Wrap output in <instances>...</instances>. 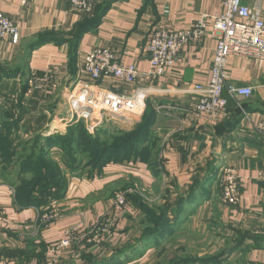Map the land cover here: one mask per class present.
I'll return each instance as SVG.
<instances>
[{"label":"crops","instance_id":"obj_1","mask_svg":"<svg viewBox=\"0 0 264 264\" xmlns=\"http://www.w3.org/2000/svg\"><path fill=\"white\" fill-rule=\"evenodd\" d=\"M105 1L94 0L93 8ZM243 4L257 9L264 20V0H243ZM222 12L221 0H115L99 23L75 41L72 35L85 15L73 12L65 0H0V14L19 32L16 45L0 40V68L20 69L18 74L1 81L0 94L16 97L29 82L26 99L33 101L38 95L52 94L55 98L67 99L77 80H86L80 71L82 58L93 49H110L119 64L135 65L145 74L149 70L146 47L154 31H183L192 27L202 15L218 16ZM44 34L56 36L61 42L31 48V44ZM214 47L215 41L208 35L184 46L174 68L156 80L140 79L132 87L111 80L96 84L100 89L124 96L135 90L147 91L144 111L148 105L153 122L149 141L143 145L141 161L131 158L108 164L101 176L89 177L86 171L67 174L69 185L65 198L38 209H19L14 202L13 188L0 180V209L5 213L0 223V264H47L51 261L48 249L64 238L68 228L78 225L77 232H82L83 219L87 222L101 215L102 207L110 204L113 189L107 191L108 198L103 197L104 190L117 184L121 173H145L151 184L155 182L151 173H164L167 179L181 184L177 193L182 194L184 177L194 173H220L225 167L233 168L237 174L240 202L226 206L221 200L204 201L206 205L188 213L169 240L186 232L191 217L208 208L202 234L207 239L210 237L209 244L221 241L223 246L219 252L213 246L212 251L197 257L206 255L207 264H264V182L257 179L258 173H264V139L252 133L250 127L251 122L264 123V72L256 70L245 59L229 58L227 84L236 88L249 87L253 94L234 102L240 114L232 130L226 127L233 119L227 109L214 124L199 120L188 112L198 101L193 89L208 83ZM46 74L51 76L52 87L34 90V81ZM27 109L30 114V107ZM144 111L140 115L127 116V131L140 121ZM26 117L21 126H25ZM64 121L65 124L57 117L49 120L42 129L50 128V133L43 135L63 134L69 120ZM49 215L54 218L45 223L43 218ZM120 224L118 222L111 237L138 228L137 221L134 228L129 229L125 224L120 231ZM111 237L102 238L94 251L121 244H114ZM83 251L77 246L65 249L55 264H83L79 256Z\"/></svg>","mask_w":264,"mask_h":264},{"label":"built area","instance_id":"obj_2","mask_svg":"<svg viewBox=\"0 0 264 264\" xmlns=\"http://www.w3.org/2000/svg\"><path fill=\"white\" fill-rule=\"evenodd\" d=\"M75 13L88 15L92 12L94 0H65ZM223 12L218 16L202 15L194 25L183 31L170 32L158 29L147 43L149 70L140 73L135 65H121L110 49H93L87 52L80 67L86 80H77L66 99L69 122L82 121L89 133L103 125L107 118H126L140 115L145 109L147 91L135 90L128 96L118 95L100 89L96 84L101 80H111L124 87L134 86L138 80H156L174 68L180 50L199 42L208 35L215 41L209 80L206 86H197L193 93L198 96L195 106L188 112L199 120L214 124L224 113L227 101L234 102L249 98L253 90L249 87L236 88L228 85L227 62L231 57H239L253 64L256 70L264 72V20L255 8H248L243 0H221ZM25 4V2H24ZM0 40H9L12 45L19 41L17 27L0 14ZM51 85V76L46 74L34 81V90H46ZM251 131L264 139V123H250ZM219 188L221 202L234 206L241 200L238 189V177L233 168L225 167L220 173ZM257 179L264 182V173H258ZM118 196L113 206L118 210L124 203ZM4 211L0 209V222ZM52 215L44 216L45 223ZM77 228V227H76ZM70 227L64 232V238L48 249L52 256L47 264H55L61 253L77 246L85 250L86 246L96 244L109 233L110 228L98 223L83 235Z\"/></svg>","mask_w":264,"mask_h":264},{"label":"trees","instance_id":"obj_3","mask_svg":"<svg viewBox=\"0 0 264 264\" xmlns=\"http://www.w3.org/2000/svg\"><path fill=\"white\" fill-rule=\"evenodd\" d=\"M114 1L106 0L103 5L93 8L90 15H85L81 24L76 27L72 39L78 41L82 34L93 29ZM60 42L61 40L59 41L56 36L44 34L31 44V48ZM18 69L0 68V83L3 79L18 74ZM27 91L28 85L25 83L16 102L0 94L2 96L0 98V178L14 176L11 185L4 183L13 188L14 202L19 209L45 208L63 200L69 185L67 174L86 171L89 177L93 174L101 176L108 164L130 161L131 158L134 161H141L143 145L149 141V130L153 122V114L149 111L148 105L140 121L131 130H114L107 142L101 138L107 135L109 128L112 129L108 121L96 128L93 135L87 131L82 121H78L68 125L63 134L45 137L43 129L28 136L30 133L27 127L21 126L24 118L29 114L25 104L31 103V100L25 97ZM243 108L245 109L246 106L243 105ZM226 109L233 116V119L226 123V127L232 130L240 113L232 100L227 101ZM21 135L30 138L23 140ZM216 175L218 176V173H206L202 179L195 181L197 182L195 187L185 198H181L173 205H163L156 210L144 205V218L138 221V228L142 229L136 234L132 244L123 243L112 247L104 256L98 254L102 253L99 251L100 247L94 251L95 246H86L79 255L82 263L129 264L141 258L144 249H151L160 242L165 243L174 235L182 220L188 216L185 212L188 210L187 206L197 201L199 196L200 198L203 196L201 192L194 193L195 188L209 184L211 178H217ZM206 198L209 199V196L207 195ZM133 203L137 207L138 202L133 201ZM126 233L127 231L124 230L123 234ZM109 248L110 246L107 247ZM208 262V259H191L182 255V257L173 256L168 264H207Z\"/></svg>","mask_w":264,"mask_h":264},{"label":"rangeland","instance_id":"obj_4","mask_svg":"<svg viewBox=\"0 0 264 264\" xmlns=\"http://www.w3.org/2000/svg\"><path fill=\"white\" fill-rule=\"evenodd\" d=\"M90 15V14H89ZM28 89L30 88V83L27 82ZM69 85V84H68ZM75 86V85H74ZM32 87V84H31ZM50 87H52L50 85ZM20 90V89H19ZM6 95H9L8 93H5ZM60 95V94H59ZM2 96L0 95V98ZM12 99L13 102H16V97L13 96H6V99ZM27 103V102H26ZM26 106L30 107V114L27 115L25 126L26 129L30 133L28 136L33 135L35 132L42 131L46 123L49 122V120H53L54 117H57L58 119L63 120L64 124L66 123L64 120H69L67 117V105H66V99L63 97L55 98V94L52 95H46V96H40L36 97L33 101H31L30 104H25ZM69 115V112H68ZM45 119V120H44ZM127 118H115V119H109L107 118L106 121H108L112 129L107 130V135L103 136L101 140H104L107 142L108 137L113 134L112 132L114 130H120V131H126L127 126L125 124V121H127ZM44 120V122L42 121ZM123 120V121H122ZM74 123V121L70 122L68 125ZM63 124V123H62ZM63 124V125H64ZM104 124V123H103ZM50 128H45L43 130L44 135L47 134ZM88 131V130H87ZM94 130L92 133L93 135ZM21 138L23 140H27L30 137H27L26 135H21ZM58 157V156H56ZM155 182L153 184L149 183L147 180V174L145 173H121L120 180L117 184H114L113 186L110 185V187L105 188L103 197L108 194L110 188L113 189V193L109 199L110 204L107 206H103L101 210V215H95L93 219H90L89 221H85L83 219V226H82V232L83 235L89 232L91 227L96 226L98 223L107 225L108 228H110L109 233L105 235V237H108L115 233L114 229H116L118 222L120 224V231H123V228L125 224L129 226V229L134 228L133 224L137 223V221H141L144 218V211L143 206L151 209L156 210L163 205H173L174 203H177L180 201L181 198H185L186 195L190 190H192L196 183L195 181L202 179L203 176L206 173H194V175L184 177L182 180V185L185 187V190L182 194H178L180 190V185H177L176 181L174 179L168 178L164 175V173H151ZM184 175H189V173H184ZM217 177V175H216ZM14 178V176H9L6 178H0V180H3L5 183L12 184L11 180ZM217 179V181H216ZM213 179L211 178L209 181V184L203 185L202 188L197 187L195 188L194 193L199 192L202 193L203 196H199L197 201L192 202L193 204H189L187 206L188 210H185V212L190 213L193 210H197L203 205L204 199L208 200L206 196H209V200L211 201H219L221 199V192L218 188L219 186V177ZM216 181V182H215ZM176 183V185H175ZM187 184V186H185ZM210 185V186H209ZM117 188V190H116ZM108 191V192H107ZM178 192V193H177ZM118 196H122L124 199V203L120 209H116L113 204L115 203V199ZM205 200V201H206ZM133 201H137V207L134 205ZM200 205V206H199ZM206 205V203L204 204ZM209 207V206H208ZM134 210V211H132ZM136 211V212H135ZM207 209L201 210L199 214H194L189 222L188 229L186 232L182 233L178 238H173L172 240H168L165 243H158L152 246L151 249H144L143 255L141 258L135 259L129 264H168L169 261L173 258V256L182 257V255H185V253L189 254L190 256L194 257V259H205L207 257L206 255L203 257H197L200 253L206 252V254L209 251H212L214 249L213 246H215L216 252H219L222 248V243L217 242V244L213 245L210 243V237L207 239V236L202 234V231L204 229V225H206L207 221ZM158 215V214H157ZM188 215V214H187ZM5 216V213H4ZM4 218V217H3ZM136 221V222H135ZM1 223V222H0ZM122 225V226H121ZM76 226L78 225H74ZM142 228H137L136 230H131L127 234H117L113 235L111 238L112 242L115 243H133L136 239V234L139 233V231ZM117 230V229H116ZM120 235V236H118ZM85 236V235H84ZM110 238V239H111ZM110 249H107L105 246L103 249L100 248L99 251L102 253H98L101 256H104L107 252L109 253ZM182 250V251H181ZM186 250V251H185ZM111 252V251H110ZM176 253V254H175ZM191 257V259H193Z\"/></svg>","mask_w":264,"mask_h":264}]
</instances>
